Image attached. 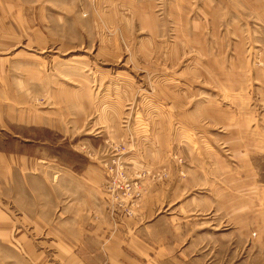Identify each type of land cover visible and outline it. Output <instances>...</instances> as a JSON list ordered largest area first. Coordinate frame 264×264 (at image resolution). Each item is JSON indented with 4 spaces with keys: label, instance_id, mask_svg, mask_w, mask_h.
<instances>
[{
    "label": "rangeland",
    "instance_id": "1",
    "mask_svg": "<svg viewBox=\"0 0 264 264\" xmlns=\"http://www.w3.org/2000/svg\"><path fill=\"white\" fill-rule=\"evenodd\" d=\"M0 61L74 134L0 120V264H264V0H0ZM58 166L101 240L43 228Z\"/></svg>",
    "mask_w": 264,
    "mask_h": 264
},
{
    "label": "crops",
    "instance_id": "2",
    "mask_svg": "<svg viewBox=\"0 0 264 264\" xmlns=\"http://www.w3.org/2000/svg\"><path fill=\"white\" fill-rule=\"evenodd\" d=\"M18 19H21L18 18ZM4 62L0 61V70L2 73L7 70V73H4L3 77L0 78V120L4 121L8 120L11 124L16 123L22 125V127L29 129L30 127L39 128V129H50L59 132V134H62V132L65 134L71 135V138L74 137L73 134V119H71L69 126H58L47 123L45 117L43 114L39 113L38 107H35L34 103L32 102V95H29V90L27 88L28 85V78L25 76H18L17 78H10L11 73L8 72L11 68L5 67ZM22 75L26 74L25 70H22ZM30 82H33L31 79ZM18 85V88H14L13 86ZM32 93V92H31ZM37 96V95H36ZM53 96L57 98L56 102L59 103V106H71V93L68 90H60L57 93H53ZM67 96L65 99L64 97ZM14 111V112H13ZM13 112V113H12ZM12 113V114H11ZM9 114L10 118L7 117ZM12 115V116H11ZM72 116V113L69 115ZM61 122V121H60ZM48 125H52L51 127H48ZM61 132V133H60ZM48 159V158H46ZM40 162H45L44 158L42 160H39ZM24 167L26 171H29V166L31 168L36 167L38 160L35 158H26L24 157ZM48 164V163H47ZM43 165V164H42ZM41 166L42 170H44L43 166ZM56 165V164H55ZM58 165V164H57ZM49 169V166H47ZM62 167V166H58ZM60 169V168H59ZM67 172V173H66ZM42 173L41 182L43 183V192L41 194L35 193L34 195L41 196L44 200V206H43V214L39 213L38 218L42 220L43 228L47 227H59L61 228V236H60V243L63 242H79L82 239L86 238L88 240H101L99 235H97V232H99L100 224L103 223L100 219L103 218V216H106L104 212V206H103V200L101 201V198L98 196V193L96 194L97 198H93L90 196V198H83V202L81 203L83 207H81L78 210V205L76 207L68 205L67 202L71 201V198L69 195L71 194L76 201L77 193L84 194L88 193L91 194L93 192V187L96 182L89 183L90 185L85 184L79 185L77 188V181H76V174L75 172H71L70 170L63 169L55 170L54 173L46 172V178L43 176L45 175V172ZM99 173V172H98ZM85 174L86 178H93L97 176V171H87ZM102 174V172H101ZM33 178H38L36 175L30 174ZM68 176V178L73 181V186L67 188L66 187V181L65 176ZM103 177V175H102ZM29 178V177H28ZM45 179L48 182V185L46 184ZM54 179H56L57 182H54ZM103 181V180H102ZM29 182V180H27ZM33 182V180H31ZM30 183V182H29ZM72 185V184H71ZM30 188L28 187V190ZM34 187H32V191H34ZM27 190V191H28ZM79 191V192H78ZM70 192V193H69ZM74 192V193H73ZM101 194V193H100ZM80 198L82 196H79ZM99 197V199H98ZM98 199V200H97ZM48 205V206H47ZM47 206V207H46ZM81 206V205H80ZM85 208V209H84ZM33 215H36L35 209L31 211ZM30 211H28V214ZM31 215V214H30ZM80 216V221H79ZM96 219V220H95ZM73 220H75V223L73 224ZM82 220V221H81ZM88 226L91 227L95 226L94 231H83L79 228V226ZM70 227L72 230L70 231ZM73 227H76L75 229ZM76 230V231H75ZM101 232V231H100ZM148 247V249H147ZM147 250L146 252L149 253V250H151L150 246H146V248L143 247V252ZM141 251V252H142ZM95 253V252H94ZM80 255V254H79ZM81 256V255H80Z\"/></svg>",
    "mask_w": 264,
    "mask_h": 264
},
{
    "label": "built area",
    "instance_id": "3",
    "mask_svg": "<svg viewBox=\"0 0 264 264\" xmlns=\"http://www.w3.org/2000/svg\"><path fill=\"white\" fill-rule=\"evenodd\" d=\"M122 183V182H121ZM121 183L120 182H117V184L120 186L121 185ZM127 187L128 189L130 188V186L129 185H127V182L123 185V187ZM122 187V186H121Z\"/></svg>",
    "mask_w": 264,
    "mask_h": 264
}]
</instances>
